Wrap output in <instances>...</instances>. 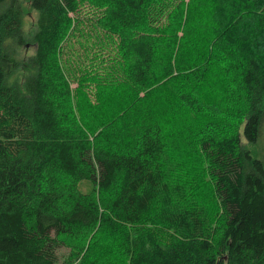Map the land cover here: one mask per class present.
<instances>
[{
	"label": "trees",
	"instance_id": "1",
	"mask_svg": "<svg viewBox=\"0 0 264 264\" xmlns=\"http://www.w3.org/2000/svg\"><path fill=\"white\" fill-rule=\"evenodd\" d=\"M67 243L264 264V0H0V264Z\"/></svg>",
	"mask_w": 264,
	"mask_h": 264
},
{
	"label": "rangeland",
	"instance_id": "2",
	"mask_svg": "<svg viewBox=\"0 0 264 264\" xmlns=\"http://www.w3.org/2000/svg\"><path fill=\"white\" fill-rule=\"evenodd\" d=\"M188 1V0H186ZM27 12H26V16H25V28L30 32L32 25L34 24L35 21V12H33L32 10L28 9V7L26 8ZM87 9H84V11H86ZM89 12L86 14V17H89ZM82 29H84V31L87 28V25H85ZM96 32H94L93 34L95 35ZM96 36V35H95ZM95 40H93V37L88 38L86 37L85 34H83V36L78 37L74 43L72 40V47H74L73 49H71L74 52V56L75 58H77V56L79 57V61L77 62L75 68H79V72L80 69L82 68L83 64L87 63V60L83 62V57L81 56L83 52L82 51V46L81 44H83V46H88V52H94L95 51V47L91 44H94ZM76 50H78L79 52H76ZM33 51L32 48H30L28 50V53H31ZM75 69L74 74L77 73ZM76 86V83L72 86L74 87ZM92 86V85H90ZM78 187L81 191L83 192H87L91 189V183L86 181V180H82L79 182ZM80 257V255H78V253L76 252L75 246L72 245L71 243H67L64 245V247L60 250V252L58 253V259L59 262L61 261L63 264H77L78 262V257Z\"/></svg>",
	"mask_w": 264,
	"mask_h": 264
}]
</instances>
